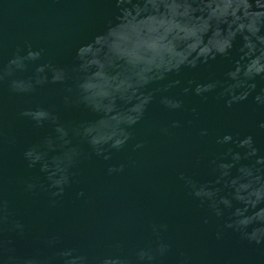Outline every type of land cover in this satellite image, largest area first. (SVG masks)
<instances>
[{"label": "water", "instance_id": "95a60500", "mask_svg": "<svg viewBox=\"0 0 264 264\" xmlns=\"http://www.w3.org/2000/svg\"><path fill=\"white\" fill-rule=\"evenodd\" d=\"M236 69L245 82L226 91ZM0 75V264H264V0H0Z\"/></svg>", "mask_w": 264, "mask_h": 264}, {"label": "clouds", "instance_id": "9594fccd", "mask_svg": "<svg viewBox=\"0 0 264 264\" xmlns=\"http://www.w3.org/2000/svg\"><path fill=\"white\" fill-rule=\"evenodd\" d=\"M227 45L223 48H220L219 49V53L221 55H226L227 54ZM41 55V53L39 51H34V50H29L27 52V55L26 56H20V55H16L13 59L10 60L9 62V67L7 69V72H11L12 69H13V66L15 68H18V69H23L25 67V61L26 60H36L39 56ZM208 59L205 58L204 61H202V63H208ZM191 68H196L198 67V65L196 64H192L190 66ZM45 71V66L41 65L39 66L37 69H36V72L37 73H43ZM239 72V69H236L235 71L233 70H229L227 72V76L229 79L233 80V81H236L235 84H229L226 91H232L234 90L235 88H238V87H241L243 85V83L245 81L243 80H240L237 73ZM245 76L247 77V80L251 81L252 80V77L251 76H248V74L246 73ZM3 75H0V79H3ZM64 78V74H63V70L61 69L56 75H54L52 77L53 81H61L62 79ZM36 83H44V78H38L36 80ZM190 84H194V88H192L191 90L194 91V93L196 95H202L203 93H207V92H211L213 89H215L217 87V84L216 82H209V83H197V82H190ZM10 87L12 88L13 91H29L32 89V85L29 83L27 85H25L23 82L21 81H17V80H12L11 81V85ZM249 87L251 88H255L256 85L255 83H251L249 85ZM185 91H189V88H186ZM248 93L245 92L243 93L242 95H239V96H236V95H233L231 97L230 100L227 101L228 105L231 106L232 102L235 101V100H243L247 97ZM151 99V97H147L145 100H143L141 102V107L140 109L137 111V112H142V109H143V105L146 104L149 100ZM255 99L258 101V102H261V103H264V95H257L255 97ZM163 103H165L168 107L170 108H173V109H178L181 107V102L179 100H171V99H168V98H164L163 100ZM38 110L36 111H25L24 113H22V115H25V116H32L33 118L35 117V113L37 112ZM45 116L48 118V119H52L53 121L55 120V117L52 116L51 113H47L45 112L44 113ZM139 117L136 116V117H133L129 124H132V123H135L136 120L138 119ZM35 119V118H34ZM38 123L39 122H42V121H37ZM261 127H264V123H261L260 125ZM57 131L61 132L62 133V137L63 136H66L67 135V132H64L63 128L62 127H57ZM126 135H125V139H126ZM125 139H117L115 140L114 144H113V147L115 148H119L120 146H122L125 142ZM233 140V136L231 134H225L223 135V137L218 141L219 143H229ZM253 144V140H252V137L251 136H248L242 140L239 141V145L241 146H244V145H247V147H251ZM47 145L49 148L53 147L52 145V142L51 140L47 141ZM95 146V145H93ZM257 151L256 148L254 147H251V152L252 153H255ZM26 159L30 162V166L32 164H35L37 161H40L43 159V156H44V153L41 152V151H38L37 148L33 147V148H30L28 149L25 153H24ZM105 159H107V157H105ZM236 159H239V153L236 154ZM70 162V161H69ZM48 165L45 164L44 165V168L47 169ZM219 167L222 169V170H227L230 165L228 164H224V163H221L219 165ZM109 171H112V169H109ZM224 174L226 175L227 172L225 171ZM182 178H184L182 176ZM188 180V183L192 185L193 189H194V192L193 194L196 196V197H208V198H213L215 196V193L212 191V190H209L208 188H206L205 186H200V187H197L195 182L188 179V178H185ZM68 180V177L67 175H64L61 179H58V180H55L54 181V184L55 185H62L64 183H66ZM28 187L31 189L34 187V185L32 184H29ZM63 189L61 188V191ZM55 194V193H54ZM222 202L224 204H229L230 201L226 198H222ZM218 214H219V210H217ZM238 223L241 225V226H244V225H247L248 224V221L246 218L244 219H241L238 221ZM232 225H229V227H231ZM15 227L17 228H22V225H19V224H16ZM248 238L250 240H255L257 243H260L261 242V239H262V236L260 235V230L257 229L256 231H253L250 235H248ZM167 245L166 244H161L160 247H159V251L161 254H163L166 250H167ZM139 255V258L140 260H149L151 261L153 259L152 255H150L148 252L144 251V250H140V252L138 253ZM9 259L11 260L12 258L9 257ZM82 259V258H80ZM24 264H36V262L34 260H26L24 262ZM71 264H77L76 260L74 259ZM103 264H122L121 261L119 260H114V259H111V258H106L104 261H103Z\"/></svg>", "mask_w": 264, "mask_h": 264}]
</instances>
